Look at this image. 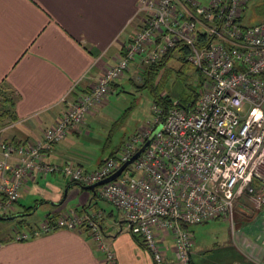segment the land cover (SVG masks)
I'll use <instances>...</instances> for the list:
<instances>
[{
  "label": "built area",
  "instance_id": "1",
  "mask_svg": "<svg viewBox=\"0 0 264 264\" xmlns=\"http://www.w3.org/2000/svg\"><path fill=\"white\" fill-rule=\"evenodd\" d=\"M138 12L143 27L134 33L126 53L90 92L78 96L43 138L13 143L0 136V212L16 210L30 178L62 172L71 181L91 185L111 176L163 123L131 164L133 171L130 165L103 184L99 196L142 236L154 264H171L169 236L175 264H190L193 241L184 224L233 221L236 201L251 193L254 179L262 182L255 200L264 208V0H140ZM178 44L188 48V61L205 79L195 106H175L164 120L154 106L145 131L133 135L116 157L95 170L75 162L61 166L46 161L48 150L107 102L112 84L137 57L150 65ZM103 217V210H67L36 227L14 230L13 239L25 241L60 229L87 230L104 253L103 264H116Z\"/></svg>",
  "mask_w": 264,
  "mask_h": 264
},
{
  "label": "crops",
  "instance_id": "2",
  "mask_svg": "<svg viewBox=\"0 0 264 264\" xmlns=\"http://www.w3.org/2000/svg\"><path fill=\"white\" fill-rule=\"evenodd\" d=\"M139 1L0 0V136L13 143L43 138L46 129L81 93L91 91L143 27ZM135 66L141 68V62ZM121 82L116 81L111 93ZM103 108L88 115L79 130L48 150L46 161L61 166L75 162L92 171L114 154L95 160L109 146L93 131L94 123L103 117ZM251 194L258 195L253 186ZM253 200L241 197L236 201L234 219H227L230 232L226 237H216L199 251L192 244L190 264H264V208ZM33 201H40L38 205L45 208L42 216L25 218L40 208L34 211ZM100 201L98 189L95 195L62 172H55L28 179L13 214L23 215L25 225L20 228L28 229L67 210L104 211ZM109 215L114 217L113 212ZM106 220H102L105 229ZM115 227L110 224L106 237L116 254V264H154L148 249L134 238L129 222ZM12 237L11 233L0 234V264L104 262V253L87 230L60 229L25 241ZM168 245L169 261L175 264L173 243ZM199 252L203 254L196 260ZM208 254L215 258L207 259Z\"/></svg>",
  "mask_w": 264,
  "mask_h": 264
},
{
  "label": "rangeland",
  "instance_id": "3",
  "mask_svg": "<svg viewBox=\"0 0 264 264\" xmlns=\"http://www.w3.org/2000/svg\"><path fill=\"white\" fill-rule=\"evenodd\" d=\"M257 1V0H255ZM252 6L249 5V7ZM249 24V22H247ZM179 54L176 52L168 65L164 66L158 74H155L151 83L147 82V72L144 63H141V68L135 65L141 62L142 57H137L125 72L124 76L119 79L121 84L117 87L114 93H110L107 102L103 104V117L93 125V131L96 136L105 139L108 143V148L104 150L101 155L97 154L98 160L101 156L109 155L112 152L118 153L121 151L126 142H128L133 135L138 132L145 131L154 118V100L153 90L158 94L170 95L175 101L188 105L189 102L194 101L197 96L196 93L203 87V78L194 65L190 62L183 64L179 59ZM183 68L184 75H179L180 69ZM152 87H154L152 89ZM104 141V142H105ZM107 145V144H106ZM107 152V153H106ZM107 155V156H108ZM88 166V165H87ZM133 171V165L129 167ZM71 180L69 177H67ZM259 180V179H258ZM262 186L260 180L259 190ZM98 191L101 190L99 186ZM255 194H249L247 199L254 201ZM252 198V199H251ZM40 201H33V206H37ZM100 204L104 208L105 218L107 219L105 225L106 230L112 226L119 228L121 223L127 225L128 222H121L123 215L119 213L118 209L108 204L101 199ZM16 209V208H15ZM44 207L36 211V214L26 216L25 218L41 217ZM114 213V217L109 215ZM3 213L0 212V215ZM119 216L120 222H115V217ZM103 217V220H104ZM194 243L193 247L199 251L201 247H206L220 235L226 237L230 232V222L227 218H218L204 223L191 224L187 227ZM14 230H22L17 219L0 220V234L14 233ZM172 236L168 237V241H172ZM207 253V252H206ZM204 253V255L206 254ZM203 252L195 255V259L202 256ZM207 259L215 258L214 254H208ZM197 262V261H195Z\"/></svg>",
  "mask_w": 264,
  "mask_h": 264
},
{
  "label": "trees",
  "instance_id": "4",
  "mask_svg": "<svg viewBox=\"0 0 264 264\" xmlns=\"http://www.w3.org/2000/svg\"><path fill=\"white\" fill-rule=\"evenodd\" d=\"M178 53L180 56H179V59L181 60V62L183 63V64H186V63H188L189 61H188V59H187V55H188V53H189V50H188V48L184 45V44H178L176 47H174V48H172V49H170L169 51H168V53L167 54H165L158 62H156V63H153V64H150V65H145L146 66V69H145V72H147V82L148 83H151L152 81H153V77H154V75L155 74H158V72L164 67V66H166V65H168L169 64V62L172 60V58L174 57V55H175V53ZM126 53V49H125V52L123 53V54H125ZM179 72V75H184V71H183V68L182 69H180V70H178ZM200 73V72H199ZM201 74V73H200ZM201 77L203 78V81L205 80L204 79V77L202 76V74H201ZM116 82H114L113 84H112V89H113V87H114V84H115ZM203 84H204V82H203ZM154 87H152V89H153ZM153 93H154V96H153V100H154V106H156V107H158V108H160L161 110H162V113H161V117H162V120H164L165 118H166V116L168 115V113H169V111L173 108V107H175V106H195V104L197 103V101H198V99H199V92H197L196 93V96H197V98L194 100V101H191V102H189V104L188 105H186V104H183V103H181V101H179V102H177L176 104H175V100L174 99H172L171 97H170V95H167V94H158V93H156V92H154V90H153ZM119 154V152L118 153H114V154H112L110 157H108V158H106V159H104L103 161H102V164L107 160V159H109V158H111V157H116L117 155ZM74 182V181H73ZM74 183H77V182H74ZM81 186H86V185H82V184H80ZM252 186H253V188H254V191L255 190H257L258 188H259V186H260V180H258V179H254L253 180V182H252ZM98 198V195L96 196V198L95 199H97ZM20 200V199H19ZM19 202V201H18ZM17 202V203H18ZM17 205V204H16ZM33 208L34 207H31V208H29V209H27L28 211H31V210H33ZM87 208V207H86ZM14 213V212H13ZM13 213H10V214H2V215H0V217H4V219L3 220H7L6 218L7 217H10V216H13L14 214ZM23 215H20V217H17V218H15V219H17L18 220V223H20V225H25V219L22 217ZM50 216V215H49ZM184 226L187 228L188 227V225H185L184 224ZM26 228V227H25ZM132 233H133V236H134V238L139 242V244H141V245H144L145 247H146V245H145V242H144V240H143V238H142V236L140 235V234H138L136 231H134L133 229H132ZM12 239H13V237H12ZM14 240V239H13Z\"/></svg>",
  "mask_w": 264,
  "mask_h": 264
},
{
  "label": "water",
  "instance_id": "5",
  "mask_svg": "<svg viewBox=\"0 0 264 264\" xmlns=\"http://www.w3.org/2000/svg\"><path fill=\"white\" fill-rule=\"evenodd\" d=\"M163 126V123H161L156 129L155 131L150 135V137L147 139V141L138 149V151L131 157L130 160H128L127 162H125L123 165H121L119 167V169H117V171H115L111 176L101 180V181H98L94 184H91V185H86L84 186V188L88 189V190H91L93 191V193L96 195V192H97V188L99 186H102L103 184L105 183H108L110 181H113L115 179H117L124 171L125 169L130 166L138 157H140L142 155V153L150 146V144L152 143V141L154 140V138L156 137L157 133L161 130ZM76 184H79V183H76ZM80 185V184H79ZM81 186V185H80ZM83 187V186H82ZM67 192V191H66ZM40 205H37L34 209L37 210V208L39 207ZM33 211V212H34ZM17 217H20V215L16 214V215H13V216H10V217H7L6 219L7 220H13ZM4 217H0V220H3Z\"/></svg>",
  "mask_w": 264,
  "mask_h": 264
}]
</instances>
